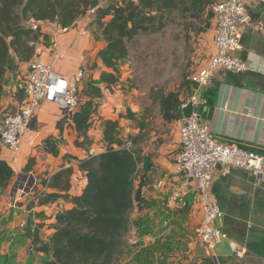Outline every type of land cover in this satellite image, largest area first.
<instances>
[{"label":"crops","instance_id":"obj_1","mask_svg":"<svg viewBox=\"0 0 264 264\" xmlns=\"http://www.w3.org/2000/svg\"><path fill=\"white\" fill-rule=\"evenodd\" d=\"M247 6L254 22L244 35L241 55L249 60L254 70L242 74L218 71L203 94L206 100L204 117L221 141L237 143L264 156V1L247 0ZM91 16L80 19L71 28H63L57 22L38 23L49 35L50 40L48 44L43 41L38 44L37 55L31 61L20 62L16 69L7 72L0 117L18 108L23 102L22 81L35 58L50 63L53 72L66 79H72L79 69H84L86 73L80 84L81 89L87 81L99 80L103 71H112L97 57V52L105 46V42L93 37V26L88 24L92 20L89 22L86 20ZM214 51L213 44L212 53ZM127 66L121 67L123 75L121 73L119 82L110 88L101 84L104 96L94 125L88 132L90 141L84 146H76L78 134L72 126L59 129L57 123L64 116L59 103L44 100L25 131L19 149L2 147L3 158L15 172L9 187L4 191L0 190V222L3 223V237L10 240L4 247L12 264H45L49 258L46 253L39 251V245H34L32 239L25 234L31 212L33 214L42 212L41 216L33 218L37 223H44L40 229L42 240H47L54 232L51 225L55 223L54 215L58 211L57 208L54 209V205L40 206L36 199L35 206L29 209L30 202L35 198L34 188L44 189L38 183V177L53 174L64 166L73 165L74 175L70 193L79 194L86 177L79 170L77 160L71 159L68 162L63 156L69 153L83 158L105 151L107 142L103 139V131L106 119L119 120L117 136L125 146L136 151L139 158L136 187L141 188L144 202L140 205L142 209L136 204L133 211L136 214L132 213V217L152 212L154 215L150 213L151 216L157 215L159 219L161 218L159 208L174 209L177 200L183 202L190 198L197 218H200L194 189L183 185L174 171L182 118L171 122L165 120L160 102H154L150 91L137 89L125 79L127 73L124 69L126 70ZM154 105L158 111L155 117L152 113ZM48 137L58 140L60 148L58 156L43 150V142ZM83 139L81 137L80 141ZM30 158H35V165L33 170L26 172L24 167ZM220 167L219 165L214 171L212 193L224 213L222 226L229 238L214 249L206 248L204 244L193 246L185 261L173 257L166 264H244L242 258L244 254L241 252L246 251V243L243 244L242 238L233 233L230 226L246 221L250 223L253 220L264 221V212H258L264 209V184H256L250 173L237 168H233L230 174L223 175ZM160 182H163L162 186H159ZM177 191H180V196L175 198ZM169 192L170 198L165 201L164 196ZM57 203L60 210L72 206L71 202L63 199ZM145 208L144 212H148L143 214ZM151 216V220H154ZM12 240L19 244L16 248L10 246ZM133 242L138 244L139 240ZM151 242L153 243V240ZM151 242L147 244L150 245ZM159 255L162 256L158 252L153 254L154 264L161 263ZM144 256H147V253ZM134 257L132 256L130 260L134 259L133 264H136L138 255L135 254Z\"/></svg>","mask_w":264,"mask_h":264},{"label":"trees","instance_id":"obj_2","mask_svg":"<svg viewBox=\"0 0 264 264\" xmlns=\"http://www.w3.org/2000/svg\"><path fill=\"white\" fill-rule=\"evenodd\" d=\"M101 1L0 0V113L7 72L16 69L20 62L31 61L37 55L38 44L42 41L48 44L50 40L49 35L38 23L57 22L63 28H71L94 10L95 17L90 26L95 28L93 34L96 38L105 42V46L98 52V57L102 64L112 71H103L99 80L87 81L81 89V108L72 117L65 115L57 123L61 130L72 126L78 134L76 146H84L90 141L88 132L94 125L104 96L101 84L110 88L120 81L121 67L129 56V43L140 34L162 30L166 26V15L173 11L200 14L209 9V13L213 15L211 6L216 2L117 0L103 6L100 5ZM188 92L191 93L192 90ZM185 96L180 91L160 94L159 101L165 120L171 122L183 117L182 104ZM118 130L119 120L106 119L103 131V139L107 142L105 151L83 158L69 153L63 156L68 162L71 159L77 160L79 170L86 177L79 194L70 193L73 165L38 177V183L44 189L34 188L35 198L30 202L29 209L35 206L36 199L40 206L54 205V209L58 210L57 213L54 210L56 220L51 225L54 232L47 240H42L40 229L44 223H37L33 219L41 216L42 212H31L25 234L32 239L34 245H39V251L49 256L45 264H113L116 257L124 251V239L129 232L131 215L136 204L140 206L144 200L141 188L136 187L139 158L136 151L129 149L119 139ZM81 137L84 138L82 141ZM42 147L45 152L54 156L60 154L59 142L55 138H46ZM34 165L35 158H30L24 171L33 170ZM14 173L13 167L2 156L0 143V190L4 191L9 187ZM60 199L71 202L72 206L60 210L57 203ZM185 202L192 204L190 198ZM140 208L142 209L141 206ZM173 210L159 208L161 222L171 220L175 215ZM151 219L139 223L142 232L152 230ZM151 239L152 236L147 240ZM139 245L142 246L141 243ZM172 247L169 238H165L164 242H151L147 256L160 252L163 257L162 264H165L164 259L169 257V253L173 251ZM136 262L143 263L139 256Z\"/></svg>","mask_w":264,"mask_h":264},{"label":"built area","instance_id":"obj_3","mask_svg":"<svg viewBox=\"0 0 264 264\" xmlns=\"http://www.w3.org/2000/svg\"><path fill=\"white\" fill-rule=\"evenodd\" d=\"M211 10L215 21L212 38L215 51L189 77L193 89L183 98L182 110L191 104L192 112L182 117L174 171L183 185L191 186L196 194L200 214L196 236L202 244L214 249L229 238L222 226L224 213L212 193L215 169L220 165L223 175L230 174L233 168L245 170L256 184H264V156L237 143L221 141L204 117L203 94L218 71L242 74L254 70L241 55L244 35L254 22L247 0H216ZM85 73L81 68L72 79H66L56 75L50 63L35 58L22 81L23 102L0 117L1 146L19 149L25 131L44 100L59 103L63 115L72 117L81 108L80 84ZM162 184L160 182L159 186ZM178 196L180 191L175 193V198Z\"/></svg>","mask_w":264,"mask_h":264},{"label":"rangeland","instance_id":"obj_4","mask_svg":"<svg viewBox=\"0 0 264 264\" xmlns=\"http://www.w3.org/2000/svg\"><path fill=\"white\" fill-rule=\"evenodd\" d=\"M116 1L102 0L100 5L107 6ZM209 12V9L200 14L173 11L166 15V26L162 30L138 35L129 43V56L122 65L124 67L128 65L127 69H124L127 73L125 79L135 85L137 89L150 91L154 102H160V94L170 91H180L182 95H187L188 91L192 90V82L189 77L202 65L213 50L212 38L215 21L214 16ZM88 15L93 17L87 18V22L94 19L95 11L91 10ZM91 22L88 24L90 25ZM92 31H95L94 27H92ZM92 35L96 39V36ZM157 112L155 105L152 106L154 117ZM168 194L166 193L164 196L165 201L168 200V197L170 198L171 193ZM174 206L175 215L167 222H161L162 219H158L157 215L153 217L154 213L152 212H150L153 214L152 216L150 213L135 218L131 215L129 232L124 239L125 249L116 257L113 264H133L134 259H130L132 256L135 258V254L142 259L143 263L141 264H154L153 255L144 256L149 250L147 243L152 240L153 242H164L165 238L171 240L173 251L169 253V257L164 259L165 264L173 257L185 261L193 246L202 245L195 234L199 218H197L193 204L185 202V200L183 202L177 200ZM145 210L146 208L143 212ZM182 210L183 212H180ZM258 212H264V209ZM133 214L136 213L133 212ZM150 216L154 219L152 230L150 229V232L146 233L142 232L139 223L145 219L150 221ZM135 228L136 233L133 234ZM230 229L242 238L243 244L246 243V251L242 256L243 263L264 264V244H262V242L264 243V221L234 223L231 224ZM149 234L153 236V239L145 242L144 240L147 241V238L151 236ZM166 235L169 236L166 237ZM255 236H258V239ZM137 239L139 242L135 244L133 241ZM6 243H10V240L3 237V223L0 222V264H12L10 257L5 253ZM140 243L142 246L139 245ZM17 245L19 244H16V240L11 241V247L16 248ZM158 259L161 263L163 262L162 256L159 255ZM146 260L148 263H145ZM136 264L138 263L136 262Z\"/></svg>","mask_w":264,"mask_h":264},{"label":"water","instance_id":"obj_5","mask_svg":"<svg viewBox=\"0 0 264 264\" xmlns=\"http://www.w3.org/2000/svg\"><path fill=\"white\" fill-rule=\"evenodd\" d=\"M191 112H192V105L191 104H189L187 107L183 108V110H182V114L185 117L190 116Z\"/></svg>","mask_w":264,"mask_h":264}]
</instances>
